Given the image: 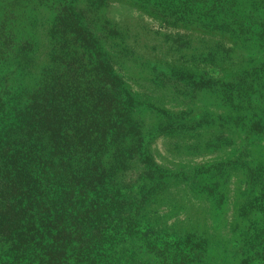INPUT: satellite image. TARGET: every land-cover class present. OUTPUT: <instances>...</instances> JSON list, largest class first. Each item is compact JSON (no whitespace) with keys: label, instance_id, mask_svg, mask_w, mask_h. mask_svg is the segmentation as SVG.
Returning <instances> with one entry per match:
<instances>
[{"label":"rangeland","instance_id":"374dc122","mask_svg":"<svg viewBox=\"0 0 264 264\" xmlns=\"http://www.w3.org/2000/svg\"><path fill=\"white\" fill-rule=\"evenodd\" d=\"M3 15L11 46L28 50L22 82L65 55L84 78L108 67L132 97L131 124L159 168L145 174L134 155L119 176L151 228L133 235L134 255L153 264L145 241L192 234L208 250L187 264H238L260 225L245 210L264 169V0H0Z\"/></svg>","mask_w":264,"mask_h":264},{"label":"trees","instance_id":"16d2710c","mask_svg":"<svg viewBox=\"0 0 264 264\" xmlns=\"http://www.w3.org/2000/svg\"><path fill=\"white\" fill-rule=\"evenodd\" d=\"M9 25L0 17V264H145L132 237L151 228L141 226L119 176L134 155L145 174L159 168L131 124L132 97L108 67L102 77L84 78L83 63L65 55L59 68L44 67L27 85L20 75L29 69L28 50L11 46ZM253 175L259 196L245 211L260 214V225L238 264H264V169ZM156 238L145 241L153 264H187L208 250L205 238L192 234Z\"/></svg>","mask_w":264,"mask_h":264}]
</instances>
